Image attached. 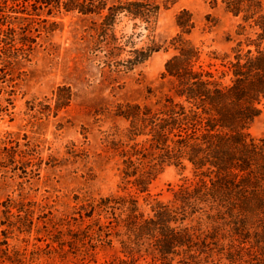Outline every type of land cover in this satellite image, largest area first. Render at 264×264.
<instances>
[{
  "label": "rangeland",
  "instance_id": "374dc122",
  "mask_svg": "<svg viewBox=\"0 0 264 264\" xmlns=\"http://www.w3.org/2000/svg\"><path fill=\"white\" fill-rule=\"evenodd\" d=\"M153 1L160 11L150 32L118 19L119 50L114 52L95 45L98 17L64 11L48 18L55 26L43 32L27 58L5 55L0 45V264H163L145 248L124 252L123 236L100 232L108 222L104 215L88 217L101 199L129 195L138 199L139 212L150 216L155 200L169 204L172 190L198 180L190 167L165 166L149 196L136 194L123 180L120 153L133 143L126 138L129 122L116 116L118 107H154L171 95L173 81L164 75L171 53L164 49L180 33L176 17L181 11L193 16L196 27L185 37L203 51V61L213 51L228 61L239 42L245 49L247 39L256 36L222 0ZM13 16L10 28L20 38L23 22ZM240 25L246 26L241 36ZM148 45L162 50L130 71L117 67L132 48ZM107 57L115 63L108 66ZM248 134L264 139V108ZM198 216L185 224L197 225ZM202 218L207 230L211 224ZM214 254L209 260L203 256L201 264H229ZM179 261L175 257L171 264Z\"/></svg>",
  "mask_w": 264,
  "mask_h": 264
},
{
  "label": "trees",
  "instance_id": "16d2710c",
  "mask_svg": "<svg viewBox=\"0 0 264 264\" xmlns=\"http://www.w3.org/2000/svg\"><path fill=\"white\" fill-rule=\"evenodd\" d=\"M165 1L173 5L179 0ZM222 3L228 13L242 17L256 38H248L245 49L239 42L228 61L215 51L203 61V51L185 37L196 27L193 16L181 11L176 17L180 33L164 49L171 53L164 73L173 81L171 95L154 107H118L116 116L129 122L126 138L133 143L120 153L123 180L136 194L149 196L165 166L190 167L198 178L172 190L171 203L155 200L150 216L139 212L132 195L101 199L91 206L88 217L104 215L108 222L99 226L100 232L110 237L115 230L117 237L123 236L122 248L130 255L145 248L163 264L175 257L180 264H201L203 256L209 260L214 253L229 264H264V139L248 134L264 108V0ZM62 11L98 17L95 45L114 52L119 50L114 33L118 19L128 18L133 29L150 32L160 6L153 0H118L111 5L108 0H0V21L7 26L0 28L3 53L27 58L43 32L55 26L48 18ZM13 14L23 22L20 38L10 28ZM239 28L237 35H244L246 26ZM160 50L158 45L132 48L117 67L130 71ZM106 63H115L114 57H107ZM196 216L197 225L185 224ZM202 216L211 224L207 230Z\"/></svg>",
  "mask_w": 264,
  "mask_h": 264
}]
</instances>
